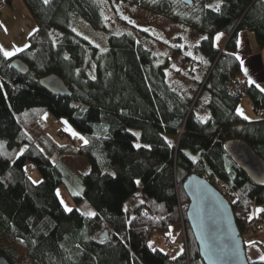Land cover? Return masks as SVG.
Masks as SVG:
<instances>
[{
	"label": "trees",
	"instance_id": "1",
	"mask_svg": "<svg viewBox=\"0 0 264 264\" xmlns=\"http://www.w3.org/2000/svg\"><path fill=\"white\" fill-rule=\"evenodd\" d=\"M22 1L36 29L14 56L0 51V255L12 264H203L182 189L194 173L214 186L217 180L228 185L245 237L253 204H264V183L253 182L224 143L242 139L264 160V117L247 121L237 112L244 91L255 113L264 111V93L254 84L234 92L227 83L240 74L234 54L239 31L252 32L264 49V0H219L218 9L210 6L218 0H105L111 7L135 5L203 36L196 49L207 69L197 97L170 85L166 58L157 59L134 33L109 35L101 50L73 30L77 16L104 27L101 0ZM220 31L228 36L222 50L214 46ZM15 57L27 64L25 74L11 66ZM48 74L58 75L70 95L42 87L39 80ZM201 93L207 115L198 105ZM45 113L66 119L83 142L54 138ZM165 135H177L176 144ZM61 155L83 156L89 164L87 173L78 174L82 194H70L94 215L66 211L60 203L56 189L67 186L66 175L74 176ZM30 164L37 181L27 174ZM134 196L140 202L125 206ZM180 220L185 248L170 256L164 239L174 242L168 233ZM104 230L108 236L100 238ZM254 243L264 253V244Z\"/></svg>",
	"mask_w": 264,
	"mask_h": 264
},
{
	"label": "rangeland",
	"instance_id": "2",
	"mask_svg": "<svg viewBox=\"0 0 264 264\" xmlns=\"http://www.w3.org/2000/svg\"><path fill=\"white\" fill-rule=\"evenodd\" d=\"M220 1H215L210 6L215 8L219 5ZM100 2L104 18V27L99 29L93 28L84 19L77 16L72 21V28L77 34L84 37L99 49L104 50L109 35L127 31L134 33L138 40L156 55L157 59L158 56L166 58L167 67L165 75L170 85L177 90H180V88L187 89L191 94L195 91V96L197 97L199 82L203 80L204 72L207 69L205 59L196 49L203 37L201 34L193 29L185 28L180 24L174 23L164 16L149 12L126 2H117L114 7H111L105 0H101ZM35 29L36 23L22 0H5V5L0 8V48L4 51L17 54L28 45L29 36ZM217 33L223 35L224 42H222V45L219 42H215L220 47L214 46L216 49L222 50L223 44L228 36L222 31ZM248 33L251 36V44L253 43V47L249 49L251 52L254 49L255 55L257 54L258 59H260L255 85H260L258 88L261 90V88H264V49H260L257 46L254 34L252 32ZM262 92L264 93V91ZM198 98H200L198 104L201 109L200 112L206 114L207 110L204 108V105L207 100V95L201 93ZM238 109L242 112L241 114L237 111L238 114L247 121L256 120V113L245 91L240 97L237 106ZM44 120L47 124V130L57 140L66 142L68 139H73L76 144L83 142V139H81L83 136L66 119H57L51 114L45 113ZM59 133H61V137H59ZM73 133H76V135H73ZM167 139L170 144L174 145L177 142V135L170 136ZM60 157L59 161L62 160L74 175H66L65 180L67 186L63 184L56 189V194L63 208L65 210L66 208H77L84 214L94 213V210L86 202L77 204L70 194H82V185L78 174H82V172L87 170L85 158L79 155H66L62 159ZM29 168L31 169V174L30 170H27V174H30L33 180L39 179L38 173L33 165L30 164ZM129 200H131L130 203L128 202ZM136 201L137 199L135 197H130L126 202L129 203L128 205L133 206ZM181 231L179 222L170 227L168 234L174 238V244L176 243V239L180 240L183 250L185 248V237H182ZM250 234L248 232L247 237L243 238L246 247L248 246V252L251 249H255L252 246L250 247L252 244V241H249L250 237H248ZM163 247L167 252L172 249V247L167 248L164 245Z\"/></svg>",
	"mask_w": 264,
	"mask_h": 264
},
{
	"label": "water",
	"instance_id": "3",
	"mask_svg": "<svg viewBox=\"0 0 264 264\" xmlns=\"http://www.w3.org/2000/svg\"><path fill=\"white\" fill-rule=\"evenodd\" d=\"M181 1L186 4L192 2ZM10 64L18 73L25 74L28 70L27 64L18 57L12 58ZM39 84L54 95H70L67 86L56 74L42 77ZM224 148L253 182L264 183V160L246 141L231 138L225 141ZM182 189L188 198L186 220L202 263L250 264L229 200L209 180L196 173L183 181ZM107 236V230L100 234V238ZM0 264L12 263L0 255Z\"/></svg>",
	"mask_w": 264,
	"mask_h": 264
},
{
	"label": "crops",
	"instance_id": "4",
	"mask_svg": "<svg viewBox=\"0 0 264 264\" xmlns=\"http://www.w3.org/2000/svg\"><path fill=\"white\" fill-rule=\"evenodd\" d=\"M1 2L2 3L0 5V8L5 5V0H1ZM248 32L249 31H245V30L238 32L236 51L234 54H235V56H236V58L240 64V74L238 77H244L247 79L248 84H254L255 85V83L257 81V69L260 65L259 64L260 59H258L257 54L255 55L254 49L252 50V52L249 49V48L253 47V43L251 44V36ZM215 42H219L222 45V42H224L223 35H221L219 33L215 34L214 35V45H216ZM224 45H225V43L223 44V47H224ZM217 47H220V46H217ZM168 137H170V136L165 135V138L167 141H168V139H167ZM64 156H66V155H64ZM64 156H61L60 159H62ZM86 164H87V167H86L87 170L82 172L83 174L87 173L89 171V168H90L87 161H86ZM29 170H30V174H31V169L29 168ZM30 174H29V176H30ZM37 180H39V179H37ZM134 197H135V199H137L136 203L133 206L128 205L131 202V200H129L128 201L129 203L126 202L125 206L132 208L140 202L139 197H136V196H134ZM248 237H250L249 241H252V244L250 245V247L252 246L253 248H255V249H251V251L248 252V246L246 247V255H247L248 260L251 262L263 260L261 258L264 257V253L259 248V246L256 243H254V241H258V242H261L264 244V229H257L255 232L248 235ZM181 251H182V244H181L180 240L176 239V243L174 244L172 249L169 250L168 253L170 256H176V255L180 254Z\"/></svg>",
	"mask_w": 264,
	"mask_h": 264
},
{
	"label": "built area",
	"instance_id": "5",
	"mask_svg": "<svg viewBox=\"0 0 264 264\" xmlns=\"http://www.w3.org/2000/svg\"><path fill=\"white\" fill-rule=\"evenodd\" d=\"M263 63H264V57H263ZM228 87L233 90L234 92L237 91H244L246 87L248 86V81L244 77H231L228 81ZM257 118H263L264 117V111L261 108H257L256 111ZM182 130L180 129L179 132ZM204 177V176H203ZM215 187L228 199L232 195L231 189L226 185V183L217 180L215 183ZM183 220H180V226H181V234L184 238V225ZM256 228H264V204H253L252 206V215L249 218L247 222V232L245 233V237H247V233L249 231H252ZM164 245L167 248H171L174 245V242L170 237H166L164 239Z\"/></svg>",
	"mask_w": 264,
	"mask_h": 264
},
{
	"label": "snow or ice",
	"instance_id": "6",
	"mask_svg": "<svg viewBox=\"0 0 264 264\" xmlns=\"http://www.w3.org/2000/svg\"><path fill=\"white\" fill-rule=\"evenodd\" d=\"M45 2H47V0H45ZM218 7H219V6H217V9H218ZM0 51H3V55H4L5 57H9V56H12V55L15 54L14 52L4 51L2 48H0ZM18 51H19V49H18ZM250 82H251V81H250ZM257 87H260V85L257 84ZM261 91H264V88H261ZM237 111L240 112V113L242 114V112H241L240 109H238ZM69 131H70V129H69ZM73 135H76V133H73ZM81 139H83V137H81ZM85 143H87V141H85ZM137 183H139V181H137ZM66 211H71V209H67V208H66ZM87 215L91 216V215H94V214H93V213H87ZM261 259H264V257H262Z\"/></svg>",
	"mask_w": 264,
	"mask_h": 264
}]
</instances>
